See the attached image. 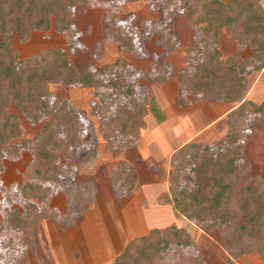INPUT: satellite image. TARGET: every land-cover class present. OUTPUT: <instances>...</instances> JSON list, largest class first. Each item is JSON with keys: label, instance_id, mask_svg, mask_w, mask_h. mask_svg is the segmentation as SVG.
I'll list each match as a JSON object with an SVG mask.
<instances>
[{"label": "trees", "instance_id": "trees-1", "mask_svg": "<svg viewBox=\"0 0 264 264\" xmlns=\"http://www.w3.org/2000/svg\"><path fill=\"white\" fill-rule=\"evenodd\" d=\"M88 1L0 0V170L3 155L19 152V146L11 141L20 136L21 129L9 107L19 108L32 123L48 118L31 144L29 180L18 185L23 207L10 210L5 218L6 227L22 233L35 227L38 206L52 192L49 182L63 174L55 151L62 148L66 153L80 141L77 110L66 101L50 104L49 84L92 88L95 107L108 112L101 116L100 129L111 143L119 135L128 137L127 142L136 140L144 125L145 104L139 85L127 80L128 67L120 59L112 65L114 72L104 79L96 69L77 72L62 48L20 59L11 46L13 33L25 40L31 31H47L52 25L72 37L73 9ZM179 8L195 30V42L187 48V61L177 73L179 92L235 102L236 106L230 112L227 134L218 145L188 143L172 154L169 193L158 198L187 220L220 230L224 250L234 257L255 252L264 264V180L251 176L243 154V141L249 137L244 132L252 129L250 117L264 123V99L259 103L244 100L248 76L264 69V6L262 0H198L194 6L190 0H179ZM221 29L237 43V51L230 56L223 57L219 48ZM114 38L125 45V53L134 49L130 36L118 28ZM243 50L248 53L243 55ZM113 183L130 193L135 184L131 165L121 162ZM72 211L68 208L67 214ZM191 243L188 232L175 224L151 228L129 239L113 264H159L171 249ZM169 264H203V260L182 253Z\"/></svg>", "mask_w": 264, "mask_h": 264}, {"label": "rangeland", "instance_id": "rangeland-1", "mask_svg": "<svg viewBox=\"0 0 264 264\" xmlns=\"http://www.w3.org/2000/svg\"><path fill=\"white\" fill-rule=\"evenodd\" d=\"M197 1L190 0V4L194 6ZM182 17L185 18L179 0H90L73 9L72 37L58 32L52 25L47 31H31L25 40L13 33L11 46L20 59L41 50L62 48L77 72L96 69L104 79L114 72L112 65L120 59L128 67L125 72L127 80L139 85L137 90L145 104L144 116L151 91L156 95L165 87L167 93L171 92V85L161 87L157 84L176 79L182 66L178 67L187 61L185 50L195 42V30L186 19L179 22ZM117 28L132 39V52L125 53V45L114 38ZM187 28H191V37ZM218 45L223 57L237 50L236 41L226 29L221 30ZM247 53V50L242 51L243 55ZM258 73L248 76L249 85L254 83L249 98L255 103L264 99V71L260 76ZM48 91L50 104L66 101L77 110L80 141L69 146L66 153L62 148L55 151L63 174L57 181L49 182L52 192L38 206L35 227L24 233L8 228L5 225L7 213L14 208L21 209L24 204L18 185L29 180L33 161L31 144L48 120L45 117L32 123L19 108L9 107V111L16 115L21 134L11 141L19 146V152L1 158L0 264H113L112 259L128 239L144 235L153 227L162 229L170 224L184 228L192 243L184 248L171 249L166 260H158L159 264H169L182 253L198 255L203 264H262L255 252L234 257L224 250L220 230L198 225L175 213L170 203L159 201L158 197L156 201L158 194L169 193V182H163L165 162L157 159L158 156L143 161L146 168L147 164L157 165L150 169V174L141 173V176L153 179L143 188V194L141 191L130 197L133 193H121L123 190L113 183V178L121 162L130 164L136 160L135 146L140 134L136 140L130 139V143L128 137L121 135L111 143L100 129L101 116L108 112L95 107L93 99L97 98L92 88L55 83L48 85ZM186 94L191 95L190 92ZM202 112L201 116L206 120H199L196 127H202V123L216 115L215 109ZM188 114L189 119L194 112ZM142 120L144 128L143 117ZM249 120L252 129L244 132L249 133V137L243 141V154L251 176L264 180V123L251 117ZM148 125L151 127L152 122ZM185 132L191 134L189 129ZM183 139L181 137L180 141ZM213 139L201 143L213 146L220 143L213 142ZM177 142L175 140L172 146L175 147ZM171 172L172 169L170 175ZM145 176H142L144 180ZM140 184L142 186L143 182ZM161 204L169 206L162 207ZM68 208L73 211L67 214Z\"/></svg>", "mask_w": 264, "mask_h": 264}, {"label": "crops", "instance_id": "crops-1", "mask_svg": "<svg viewBox=\"0 0 264 264\" xmlns=\"http://www.w3.org/2000/svg\"><path fill=\"white\" fill-rule=\"evenodd\" d=\"M182 19L183 20L186 19L187 21L186 17L185 18L182 17L179 20V22L182 21ZM179 22L178 24H180ZM186 23H188V21ZM187 31L191 37L192 35L191 28L189 29L187 28ZM219 42H220V34H219ZM236 47H237V43H236ZM235 52H233L232 54H234ZM183 65H180L178 68H180ZM263 71L264 69L259 71L258 73L259 76ZM253 84L251 86L249 85V89L244 97V100H251L249 97L251 96ZM154 85L155 84H152V86ZM157 85H160L161 87L171 85L172 88H171V92L168 93L167 91H165V87L161 88L162 91L156 95H154L151 91V97L147 106V113H145L144 116H142L146 124L145 127L140 130L141 131L140 139L138 141V144L135 146L137 152V158L136 160H132L129 162L130 163L129 165H131L135 173L134 188L130 192L133 194L130 195V197H133L135 194H138L141 191L143 194V188L147 186L146 184L148 183L151 184V182H153V179L150 176L147 177L145 175H142L143 177L145 176L147 179L144 180V178L141 176V173L142 174H145L147 172L149 173L150 169H152L157 165L149 164L148 166L147 164V168H146L143 165L144 160L146 162L151 158H153V156L154 157L158 156L156 157L157 159H162V161L165 162L166 168H165V175L163 177V182L167 184L169 182L170 171L172 169V165H171L172 154L175 151H177L179 148H181L182 146L188 143H201L208 141L209 138H214L213 142L221 141L227 134L229 125L231 123L230 112L236 106L235 102L204 98L201 94H194L191 92H190L191 95L186 94L187 92L181 93L179 92L177 77L174 80ZM152 86L150 85L151 89ZM159 94L163 97L160 98ZM206 109H211V110L215 109L216 115L212 116V119H210V121H208L207 123H202L204 124L202 127L201 126L196 127L197 123H200L199 120H201L202 118L203 120H206L205 117L201 116L202 110L204 111ZM191 111L194 112V115H191V117L188 119L187 117L189 116L188 113L189 112L191 113ZM151 122L153 126L151 127L154 129H151V127L148 125L151 124ZM185 129L187 130L189 129L191 134L190 135L185 134L186 133ZM181 137H184L183 141H180ZM199 138H201L200 141L197 140ZM175 140H177L179 143L178 142L177 144L175 143L176 145L175 147H173L172 143ZM141 181L143 182L142 184L143 187L140 184ZM121 193H125V192H121ZM158 195L156 196V201ZM161 205L162 207L169 206L166 204H161ZM82 214L84 215L86 214V212H83ZM124 246L120 249L119 252H121ZM119 252H117L116 254H118Z\"/></svg>", "mask_w": 264, "mask_h": 264}]
</instances>
